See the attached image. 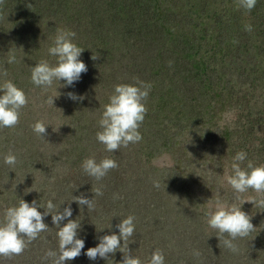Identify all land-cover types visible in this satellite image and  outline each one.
<instances>
[{
  "label": "trees",
  "instance_id": "1",
  "mask_svg": "<svg viewBox=\"0 0 264 264\" xmlns=\"http://www.w3.org/2000/svg\"><path fill=\"white\" fill-rule=\"evenodd\" d=\"M58 28L76 33L73 42L83 49L88 70L74 86L54 81L45 92L31 82L30 67L41 59L55 63L48 48ZM9 50L17 63H6ZM5 68L8 76L0 83L10 79L28 104L14 128H0V222L20 198L36 201L41 213L48 201L53 211L70 205L68 219L80 224L77 238L85 246L65 264H120L119 250L107 260L85 253L98 237L119 234L116 225L129 215L135 218L129 254L141 261L160 249L164 264H264V208L242 205L255 230L234 241L237 253L219 243L205 219L210 199L241 203L223 182L237 152L247 154L242 167L248 160L264 164V0L250 12L238 0H4L0 70ZM137 80L151 85L142 139L108 152L96 139L103 106L115 85ZM69 92L84 99L73 101ZM41 120L44 138L31 127ZM10 151L14 167L4 163ZM105 157L118 167L100 181L81 167L87 158ZM95 187L103 195L96 196ZM81 193L94 199L93 210L72 201ZM256 195L249 189L242 199ZM44 222L47 231L12 255L14 264H31L30 245L34 253L49 245L58 253L51 214Z\"/></svg>",
  "mask_w": 264,
  "mask_h": 264
},
{
  "label": "clouds",
  "instance_id": "2",
  "mask_svg": "<svg viewBox=\"0 0 264 264\" xmlns=\"http://www.w3.org/2000/svg\"><path fill=\"white\" fill-rule=\"evenodd\" d=\"M257 0H238L239 7L246 11H251ZM4 0H0V5ZM29 8L30 4L27 5ZM245 30L251 32L252 26L246 25ZM76 33L66 29L58 28L53 38L52 45L48 48V54L56 57L55 63L50 64L48 60L41 59L35 66L30 67L31 82L44 89L46 92L53 85L54 81L65 82L63 86H74L78 82L82 73L87 72L86 64L80 59L83 49L73 42ZM7 64L17 63L14 53L7 52ZM92 59L96 57L92 56ZM0 76L7 77V69L0 70ZM151 85L137 80L135 84L120 83L114 86V91L109 96V102L103 106V111L98 125L100 131L96 133L98 142L105 146L108 152H115L121 146L127 147L130 143H137L142 139L139 127L142 124L147 108L145 101L149 94ZM0 128H14L19 123L20 110L28 104V98L25 92L18 88L10 79H4L0 83ZM69 99L73 101H82L83 96L67 93ZM46 103L54 105V98H49ZM33 132L44 138L47 125L41 120L35 122L32 126ZM191 154V153H190ZM247 154L239 151L232 158L230 170L225 168L223 182L235 193V200L241 201L228 203L217 198L214 202L208 200V208L205 212V219L208 226L216 230L219 243L233 253H237L239 248L234 243L238 238L248 237L255 227L251 222V217L242 210L245 202L253 204L254 207L264 208V164L255 165L253 161L248 160L246 166L241 165L246 160ZM17 157L11 151L5 155L4 163L10 167L17 164ZM81 167L84 172L100 181L106 174L118 167L115 160L103 158L99 162L95 158H87L83 161ZM154 186L159 187L158 182ZM223 186V183H222ZM249 189L254 191L256 196H249L242 199V194ZM96 196L103 195L101 187L93 188ZM80 206H87V209L95 208L94 199H87L83 193L74 196L73 200ZM36 201L31 205L20 198L17 205L7 207L4 210L3 222H0V256L10 257L20 255L27 247V243L35 240L41 232L47 231L48 225L44 222V217L51 214L52 223L57 227L58 253L47 251L45 259L52 258L53 264H65L77 258L85 242L77 238L80 224L76 220L68 219L72 216L70 205L63 209L55 210V205L48 201L44 213L38 211ZM67 219V223L61 226V223ZM134 217L129 215L121 219L116 225L119 234L113 233L98 237L99 243L95 247L88 248L85 255L90 260H95L98 256L108 259L109 254H115L117 250L122 252L123 259L120 264H164V255L160 249L151 253L150 258L141 261L138 257L129 254L128 240L135 231ZM123 241V245L121 244ZM199 257L200 253H193Z\"/></svg>",
  "mask_w": 264,
  "mask_h": 264
},
{
  "label": "rangeland",
  "instance_id": "3",
  "mask_svg": "<svg viewBox=\"0 0 264 264\" xmlns=\"http://www.w3.org/2000/svg\"><path fill=\"white\" fill-rule=\"evenodd\" d=\"M50 245L45 248L42 252H37V253H34V250L31 245L30 247L28 248V251L30 252V257H28V260L30 261L31 264H53V260L52 258H47L45 259V254L47 251H49L50 249ZM26 261V260H25ZM0 264H14V259L12 256L10 257H6L3 256V259H0ZM207 264H221V261L220 260H209Z\"/></svg>",
  "mask_w": 264,
  "mask_h": 264
}]
</instances>
